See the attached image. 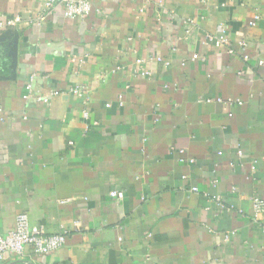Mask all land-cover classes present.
Instances as JSON below:
<instances>
[{
    "label": "crops",
    "instance_id": "0c3cea01",
    "mask_svg": "<svg viewBox=\"0 0 264 264\" xmlns=\"http://www.w3.org/2000/svg\"><path fill=\"white\" fill-rule=\"evenodd\" d=\"M90 1L0 0V234L70 229L0 264H264V0Z\"/></svg>",
    "mask_w": 264,
    "mask_h": 264
},
{
    "label": "built area",
    "instance_id": "2783aa9c",
    "mask_svg": "<svg viewBox=\"0 0 264 264\" xmlns=\"http://www.w3.org/2000/svg\"><path fill=\"white\" fill-rule=\"evenodd\" d=\"M60 4L63 6L64 14L71 19L85 17L89 15L92 10V3L90 0H45L44 8L46 12H49L56 5ZM188 20L190 19H187V21ZM21 21V17L15 15L9 18L6 21L5 25L13 26L17 23H20ZM250 23L253 25L254 21H251ZM216 30L218 35L209 36V39L214 38L220 42H225L227 40V37L224 25L222 23L218 24ZM242 46L244 47L245 43H242ZM228 52L233 53L234 51L231 48L228 50ZM244 58H247V55H245ZM156 59L160 60L159 57H157ZM262 62V60L259 61V63ZM136 63L140 66V73L142 75H148L149 72L144 67H142L143 60L140 58L136 59ZM165 63L167 64V62ZM31 80L32 79L30 78L29 83L26 84V93L23 95V98L27 102L47 104L50 101L51 97L58 94V91L56 90L49 91L48 93H41L39 90H35L31 85ZM69 91L72 94L79 96L81 94L82 87L73 86ZM205 101L209 102L211 100L207 99ZM216 101L225 103L227 105L242 104V100L240 98H234L231 96L225 98H217ZM108 105L109 103L107 104V106ZM83 116L85 118H88V113L84 111ZM91 124L95 125L96 123L92 122ZM237 155L241 156L242 151H238ZM249 167L252 172L255 171L256 160H252L249 164ZM109 194L110 196H116L118 198H121L123 196L122 193L116 191H110ZM212 200L227 211L235 208L234 205L223 203L217 196H212ZM252 209L254 220L257 221L261 219L264 212L263 201L258 197H253ZM237 210L241 212L240 209L237 208ZM260 225L264 231V221H262ZM74 226L76 227L77 223H74ZM69 233L70 229L66 228L63 225H61L60 230L57 233H46L42 226L30 225L28 215L26 213H18L15 216L14 226L5 234H0V261L3 259L6 253L21 255L26 247H31L33 251L38 254L52 252L64 245Z\"/></svg>",
    "mask_w": 264,
    "mask_h": 264
}]
</instances>
